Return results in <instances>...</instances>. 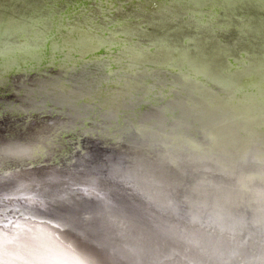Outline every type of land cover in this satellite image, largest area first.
Masks as SVG:
<instances>
[{
  "label": "bare ground",
  "instance_id": "bare-ground-1",
  "mask_svg": "<svg viewBox=\"0 0 264 264\" xmlns=\"http://www.w3.org/2000/svg\"><path fill=\"white\" fill-rule=\"evenodd\" d=\"M186 16L226 27L215 13ZM62 27L39 43L0 41V231L26 253L10 263L264 264V79L249 80L258 64L147 45L131 49L137 59L103 29ZM22 72L32 78L12 77ZM33 197L48 209L10 205ZM13 214L29 221L28 240ZM33 220L56 238L30 246L43 225Z\"/></svg>",
  "mask_w": 264,
  "mask_h": 264
},
{
  "label": "water",
  "instance_id": "water-1",
  "mask_svg": "<svg viewBox=\"0 0 264 264\" xmlns=\"http://www.w3.org/2000/svg\"><path fill=\"white\" fill-rule=\"evenodd\" d=\"M20 1L22 0H0V41H12L17 38L22 39L27 37L32 43H39L45 33L51 34L53 31V33L55 32L57 35V28L59 26H61L60 29L63 32L64 28L62 26L71 23L76 27L80 26L77 28H86V30L90 28L103 29V33L107 32L108 34L102 36L105 37V41L111 42V40H114L117 42L119 41V43H127V45H129L128 52L132 57L137 59L139 58L135 52L141 49L136 48H143L144 45L151 46V49H153V47H159L160 51H164L163 54H171V56L176 59L178 58V53L186 52L188 58L198 62L204 59H211L216 65L220 66L227 65L230 58H237L239 55L242 57L248 56L258 64L249 76V80L259 82L261 78L264 79V6L258 5L255 1H238L234 4H229L227 3L228 0H216L217 2L215 4L213 1L209 0L206 2H198L200 6L187 2L184 4L173 2L172 6L166 10L158 4L153 5V0H122L123 2H121V0H97V3L100 5L99 11L95 12L93 15L85 13L84 18L80 20H76L75 17L70 14L73 13L74 9L77 10L80 7L85 8L90 5L91 2L89 0H76L73 5H69L67 12H62V14L54 17H52L50 13V8L52 6L49 7L46 4V2L50 0H39V3L33 7V10L11 13L9 9L13 5L19 4ZM117 4L121 6L124 4H135L134 12L129 14L127 18L121 16L114 18V20H112L113 22H109V17L107 16V18H105V16H100L102 14L110 15L112 11H110L111 8L108 9L107 6L114 5L112 6V9H114L113 7ZM215 5L217 7H215ZM243 5H245V7H243ZM187 8L191 11H197L199 9L200 12H203L206 17L210 19L212 13L218 14V16L222 14L226 17L222 21L224 22L223 26L226 25V27H213V25H211L214 22L212 20H218V16L216 19H211L212 22H209V25H201L193 18L186 16ZM245 8L248 9L247 11L252 15L242 14L245 12L241 13L239 11L240 9L243 11ZM45 11L47 12L46 15L44 14ZM139 14H141L140 19L137 16ZM36 16H42L43 18L35 21L34 19ZM235 16H239L248 21L251 28L245 29V27H242L238 29L236 27L238 23L235 21ZM49 21H51V23H48ZM41 24H44V26ZM119 25L122 26L117 28ZM114 28H116V30L121 29V31H114ZM232 29H235L236 32L231 39H226V36H220L219 34L222 31L228 33ZM131 49L135 50V52H132ZM174 49H177L176 53L173 52ZM204 51L211 56L206 57ZM212 56L217 57L214 59ZM22 76L32 78V75L24 72L16 73L12 77L19 80L22 79ZM96 141H98V144L102 142L100 139ZM88 143L92 152L94 146H91V140L84 139L83 148H85ZM38 193L39 195L44 194V192ZM113 197L118 200L116 196ZM33 201L35 202L34 204H38L39 199L33 197ZM84 201L85 199L79 200V202ZM43 203L44 205L39 204L37 207L42 208L44 206V208L48 209L46 202L44 201ZM112 204L114 206L116 205L113 201ZM62 207L64 206L62 205ZM44 208L41 211H45ZM34 221L43 223V225L36 227L35 232H33L37 242L40 241L38 243L31 242L30 246L34 243L40 245L43 239L45 240L49 237L56 238L55 234L51 233L49 229L47 230L44 228V224L47 223L48 225L49 222H44L43 220H33V222ZM92 224L91 233L96 229V224ZM48 226L50 227V225ZM67 229L69 230V227ZM59 230L61 229L59 228L57 230V237H59ZM70 231L63 230L65 233L64 235L69 237L72 233L71 229ZM103 232L106 235L105 231ZM60 235L63 236L62 234ZM58 244L60 243L58 242ZM106 246L110 247L109 244ZM122 253L123 251L114 254L119 257ZM121 257L122 258L118 261L120 264H131L129 260L123 256ZM106 264H109V257L106 258Z\"/></svg>",
  "mask_w": 264,
  "mask_h": 264
},
{
  "label": "rangeland",
  "instance_id": "rangeland-1",
  "mask_svg": "<svg viewBox=\"0 0 264 264\" xmlns=\"http://www.w3.org/2000/svg\"><path fill=\"white\" fill-rule=\"evenodd\" d=\"M89 1L91 2L90 5H88L85 8L80 7L77 10L74 9L73 13H71L70 15L75 17L76 20H80V19L84 18L85 13L88 15H90V14L93 15V14H95V12H98L100 5L97 3V0H89ZM118 1H120V0H118ZM75 2H76V0H54V1L50 0V1L46 2V4L49 7L52 6L50 8V13L52 14L51 16L54 17V16L62 14V12H67L69 5H73V3H75ZM121 2H123V1L121 0ZM38 3H39V0H24V1L22 0L19 2V4H16L15 6L13 5L9 9V11L11 13H15L17 11L31 10V9L33 10V7L36 6ZM255 3H257V2H255ZM258 5H261V4L258 3ZM112 6H114V5L107 6L108 9L111 8L110 11H112V13L110 15H108V14L107 15H103V14L100 15L101 17L105 16V18L109 17V20H108L109 22L114 20V18H118L120 16L127 18L129 16V14L134 12L135 4H124L123 6L117 4L115 7H113L114 9H112ZM261 6H263V5H261ZM243 7H245V5H243ZM247 8H248V6H247ZM247 10L248 9L245 8L243 11L241 9L239 11L241 13L245 12L242 14H251ZM44 14L46 15L47 12L45 11ZM238 15L241 16L240 14H238ZM239 16H235V21L237 23L240 22ZM40 18H43V17L42 16H36L34 20L36 21ZM224 18H226V17L224 15L220 14L218 16V22L223 21ZM44 22H45V20H44ZM48 23H51V21H49ZM41 25L44 26V24H41ZM126 25H128V24H126ZM120 26H122V25H119L117 28H119ZM114 31L120 32L121 29L116 30V28H114ZM235 32H236V30L232 29L228 33H224L222 31L219 34H220V36L221 35L226 36L225 37L226 39H231L235 35L234 34ZM19 203H20V205H25L24 208H35L36 209V207L38 206L37 204H34L35 203L34 201L23 202L22 200H18V199L11 201L10 205L13 207V209H16V211H18V210L22 209V208H20ZM87 205H85V204H84V206L82 205V208L85 210L86 213H93L94 211H93V208H91V204L90 205L87 204ZM16 211L14 210L13 212H16ZM22 211L24 212V210H22ZM27 213H25V214H27ZM11 220H12L11 223L16 224V225H14L15 228H17L18 231L23 233V235L25 237H27L26 240H28L30 237V234H28L29 231L27 230L26 226L28 224L27 222H29V221H27V219H25L21 216L16 217L15 214L11 215ZM20 254L26 255V253L23 250L20 239H17L16 237L11 236L8 233V231L7 232L6 231L5 232L0 231V258H1L2 262L4 261L3 263L0 261V263L1 264H4V263L9 264L10 262L12 263L13 260L15 261L16 257H20Z\"/></svg>",
  "mask_w": 264,
  "mask_h": 264
}]
</instances>
